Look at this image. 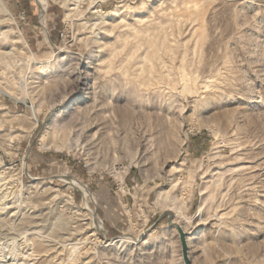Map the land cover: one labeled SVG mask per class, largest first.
Returning <instances> with one entry per match:
<instances>
[{
	"label": "rangeland",
	"instance_id": "obj_1",
	"mask_svg": "<svg viewBox=\"0 0 264 264\" xmlns=\"http://www.w3.org/2000/svg\"><path fill=\"white\" fill-rule=\"evenodd\" d=\"M169 213L264 264V0H0V264H185Z\"/></svg>",
	"mask_w": 264,
	"mask_h": 264
},
{
	"label": "water",
	"instance_id": "obj_2",
	"mask_svg": "<svg viewBox=\"0 0 264 264\" xmlns=\"http://www.w3.org/2000/svg\"><path fill=\"white\" fill-rule=\"evenodd\" d=\"M168 215H169V219H168L169 225L176 227L180 233L184 263L185 264H192V261L189 257V252H188L186 233L183 231L182 227L179 224H176L173 222V213H169Z\"/></svg>",
	"mask_w": 264,
	"mask_h": 264
},
{
	"label": "crops",
	"instance_id": "obj_3",
	"mask_svg": "<svg viewBox=\"0 0 264 264\" xmlns=\"http://www.w3.org/2000/svg\"><path fill=\"white\" fill-rule=\"evenodd\" d=\"M112 224V223H111ZM112 230H117V228L114 225H111ZM118 231V230H117Z\"/></svg>",
	"mask_w": 264,
	"mask_h": 264
},
{
	"label": "bare ground",
	"instance_id": "obj_4",
	"mask_svg": "<svg viewBox=\"0 0 264 264\" xmlns=\"http://www.w3.org/2000/svg\"><path fill=\"white\" fill-rule=\"evenodd\" d=\"M35 121L38 122V119L35 117Z\"/></svg>",
	"mask_w": 264,
	"mask_h": 264
}]
</instances>
